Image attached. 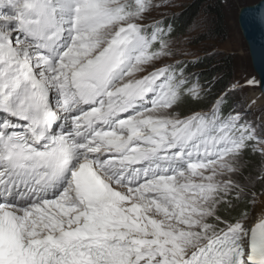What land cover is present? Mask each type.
I'll use <instances>...</instances> for the list:
<instances>
[{"label": "snow or ice", "instance_id": "6c2138e0", "mask_svg": "<svg viewBox=\"0 0 264 264\" xmlns=\"http://www.w3.org/2000/svg\"><path fill=\"white\" fill-rule=\"evenodd\" d=\"M162 7L0 0V264H264V116L225 111L264 82L183 111ZM240 22L264 49V0Z\"/></svg>", "mask_w": 264, "mask_h": 264}, {"label": "rangeland", "instance_id": "374dc122", "mask_svg": "<svg viewBox=\"0 0 264 264\" xmlns=\"http://www.w3.org/2000/svg\"><path fill=\"white\" fill-rule=\"evenodd\" d=\"M191 1L192 0H154V3L163 4L165 7L154 9L152 15L158 17L160 13H164L168 18L173 17L176 12L183 9ZM248 1L251 2L248 4H252L257 0H247V2ZM228 3L229 4L225 9V24L227 31L225 38L212 36L209 40L199 41V36L210 31L212 26L211 17L205 11H202L200 16L194 21L187 32L183 34H180L179 32H173L172 35L176 41L174 48L177 49V55L168 62H186L188 60H195L201 55L207 53L224 52L226 54H232L235 60V75L230 83V87L237 81H239L241 84H244L248 79H255L259 82L258 76L252 67L247 43L241 33L238 23L239 9L243 5H241L238 0H229ZM189 75L193 82H197V80L193 79L192 74ZM199 83L204 85L201 82ZM256 93H258V96L260 95L258 98L260 101L261 99L264 100V96H262L259 84L256 86H245L242 91L230 93L229 98L232 99L233 103L240 100L242 97L244 98L245 102H247V100L252 98ZM262 116H264V101L262 103H256V105L252 108V111L249 113L247 119L257 121Z\"/></svg>", "mask_w": 264, "mask_h": 264}, {"label": "trees", "instance_id": "16d2710c", "mask_svg": "<svg viewBox=\"0 0 264 264\" xmlns=\"http://www.w3.org/2000/svg\"><path fill=\"white\" fill-rule=\"evenodd\" d=\"M229 0H192L183 9L176 12L173 17L169 18L175 26L174 32L183 34L188 31L194 21L200 16L202 11L206 12L211 17V30L199 36V41L209 40L212 36L226 37V6ZM241 5H247V0H238ZM258 1V0H257ZM256 1V2H257ZM186 73L192 74L194 80H198L205 87L210 89L207 99L200 103H192L186 101L182 105L183 111L190 109H207L212 100L221 95L225 90L229 89L230 83L234 78L235 60L232 54L224 52H211L201 55L199 58L185 62ZM233 103L232 99L228 98L225 104V111Z\"/></svg>", "mask_w": 264, "mask_h": 264}, {"label": "water", "instance_id": "95a60500", "mask_svg": "<svg viewBox=\"0 0 264 264\" xmlns=\"http://www.w3.org/2000/svg\"><path fill=\"white\" fill-rule=\"evenodd\" d=\"M261 2L262 0H258L255 3L243 5L242 7H240L239 13H238V23L241 29V33L249 49L252 67L258 76L259 82H264V49H262L259 46L260 29L258 27H252L246 31L240 22L241 12L243 10L255 8L256 6L261 4ZM259 88L262 93L264 89H262L260 85H259Z\"/></svg>", "mask_w": 264, "mask_h": 264}, {"label": "bare ground", "instance_id": "6f19581e", "mask_svg": "<svg viewBox=\"0 0 264 264\" xmlns=\"http://www.w3.org/2000/svg\"><path fill=\"white\" fill-rule=\"evenodd\" d=\"M257 96H258V93L254 94L253 97H257ZM259 97H260V95L257 98H259ZM263 101H264L263 99H261V101H260V99H258V102H260V103H262Z\"/></svg>", "mask_w": 264, "mask_h": 264}]
</instances>
